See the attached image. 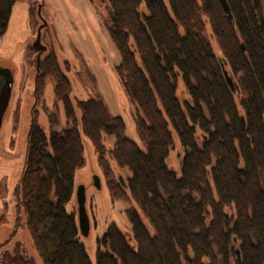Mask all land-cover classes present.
Segmentation results:
<instances>
[{"label": "trees", "instance_id": "obj_1", "mask_svg": "<svg viewBox=\"0 0 264 264\" xmlns=\"http://www.w3.org/2000/svg\"><path fill=\"white\" fill-rule=\"evenodd\" d=\"M18 1L0 0V38ZM108 1L110 37L121 57L117 74L137 107L145 151L126 136L123 119L101 97L73 99L54 53L45 58L35 97L38 102L40 79L53 78L71 126L48 137L32 114L14 199L33 248L43 264H93L75 213L66 210L76 173L86 163L81 128L103 168L101 144L115 139L108 154L132 177L125 186L108 179L110 199L125 200L129 192L137 205L126 213L130 231L112 224L97 239L96 264H264L262 0H227L232 20L220 0ZM39 6L32 3L30 19ZM223 64L236 92L226 83ZM179 80L190 101L178 99ZM170 127L185 151L180 177L166 163L174 148ZM110 174L106 169L104 177ZM4 254L3 264H32L20 258L25 252L19 244Z\"/></svg>", "mask_w": 264, "mask_h": 264}, {"label": "rangeland", "instance_id": "obj_2", "mask_svg": "<svg viewBox=\"0 0 264 264\" xmlns=\"http://www.w3.org/2000/svg\"><path fill=\"white\" fill-rule=\"evenodd\" d=\"M37 1L41 5L43 20L38 14L34 19H30V6ZM164 2L168 4L167 0ZM262 2L264 5V0ZM109 7L108 0H21L14 5L8 29L0 38V66L11 69L15 76L13 96L0 132V252L7 251L11 254L15 244H19L25 252L20 258L31 261L32 264H43V262L32 246L25 225V213L20 210L17 214L14 199L15 189L23 170L32 114H35L38 124L48 137L51 130L61 132L71 126L63 103L55 96L56 82L53 78L40 79L39 101L35 104L37 65L36 52L32 45L38 27L44 21L47 27L41 32L42 42L47 47V51L42 55L41 63L54 53L63 74L65 73L71 81V97L79 101H85L92 95L101 97L108 105L111 114L123 119L126 136L145 151V145L140 140L135 125L137 107L126 94L117 74L121 57L110 37ZM212 46L215 51L218 50L214 41ZM177 96L182 103L190 101L181 80L178 81ZM239 100L236 96L238 105ZM50 117L55 118L56 126L50 123ZM170 130L174 148L166 163L168 168L180 177L185 151L179 143L177 133L172 127ZM80 135L85 147L86 163L76 173L75 185L77 186L78 182L87 183L90 187V180L94 175L100 176L102 180L101 190L90 188L87 208L92 224L91 234L88 239L81 240L91 262L96 264L97 239H100L105 229L112 224L117 225L122 231H130L126 213L132 208L137 210V205L129 192L126 193L125 200L112 202L110 199L108 179L117 181L121 177L127 182L132 177L128 169L119 168L108 154L115 139L107 138L101 144L106 151L104 156L106 164L103 168L99 166L94 147L84 136L81 128ZM106 169L111 173L109 178L104 177ZM73 200L72 198L66 206V210L68 213L76 214ZM145 223L151 231L148 222ZM4 243L6 244L2 245ZM0 264H3L2 259Z\"/></svg>", "mask_w": 264, "mask_h": 264}, {"label": "water", "instance_id": "obj_3", "mask_svg": "<svg viewBox=\"0 0 264 264\" xmlns=\"http://www.w3.org/2000/svg\"><path fill=\"white\" fill-rule=\"evenodd\" d=\"M220 3L228 18L232 20V14L227 0H220ZM38 17L41 20H43L41 16V6L38 7ZM46 27H47V23L44 21L42 25H40L37 29L36 37L32 45L33 49L37 53L36 55L37 70H39L42 55L47 51V47L42 42V32H41ZM222 70L228 87L232 92H236L238 90L236 82L234 78L230 75V73L226 70L224 64L222 65ZM14 85H15V76L13 74V71L9 68L0 66V132L3 129L4 121L10 107L11 99L14 92ZM34 100L36 104L37 99L35 97V90H34ZM119 180L125 186L124 181L121 177H119ZM101 182H102L101 177L98 175H94L92 180H90V187L87 185V183L81 184L79 182L77 186L75 185L74 187V193L72 198L74 199L73 201L76 205L75 218L81 240L88 239V237L91 234L92 224L89 216V211L87 208L90 188L98 191L101 190L102 188ZM237 255H239V251H237Z\"/></svg>", "mask_w": 264, "mask_h": 264}, {"label": "flooded vegetation", "instance_id": "obj_4", "mask_svg": "<svg viewBox=\"0 0 264 264\" xmlns=\"http://www.w3.org/2000/svg\"><path fill=\"white\" fill-rule=\"evenodd\" d=\"M36 52V51H35ZM35 55H37V53L35 54ZM36 57V56H35ZM40 66H41V63H40ZM39 69H40V67H39ZM36 71H37V73L39 72V70H37V68H36ZM37 73H36V76H35V80L37 79ZM19 221V220H18ZM6 243H4V244H2V245H5ZM18 244H15V246L13 247V250L15 249V247L17 246ZM12 250V251H13ZM11 251V252H12ZM6 252V254L8 253L7 251H4V252H0V259H2V257H4V256H6L4 253Z\"/></svg>", "mask_w": 264, "mask_h": 264}]
</instances>
